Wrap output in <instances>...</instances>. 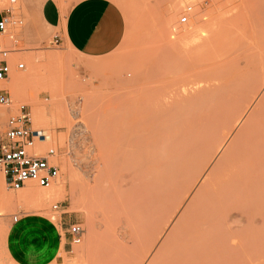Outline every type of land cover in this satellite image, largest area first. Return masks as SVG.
<instances>
[{
    "label": "bare ground",
    "instance_id": "1",
    "mask_svg": "<svg viewBox=\"0 0 264 264\" xmlns=\"http://www.w3.org/2000/svg\"><path fill=\"white\" fill-rule=\"evenodd\" d=\"M224 10L214 15L211 10L210 20L206 13L197 15L198 21L207 22L195 26L196 22L180 33L183 42L178 38L182 46L186 42L187 55L191 52L199 59H191L195 66L200 63L199 71L197 66L191 74L204 78L206 86L150 87L146 93L145 87H137L139 100L142 93L146 97V117L136 122L133 138L118 145L115 160L104 165L100 183L90 190L102 226L126 210L147 214L144 203L152 198V208H147L148 243L137 264L152 255L149 264H264V24L243 10ZM55 55L48 53L50 60H56ZM25 58L43 60L37 54ZM170 67L168 71L177 70L175 65L173 70ZM18 72L8 82L17 97L25 88L18 86L25 84V75L22 79ZM34 93V125L42 129L45 141L54 142L52 119L59 113L58 105H52L49 118L42 102L38 103L39 93ZM142 106L137 102L132 109L137 119ZM108 140L106 137L105 143ZM64 167L72 180L76 172L69 163ZM65 179L60 177L52 188L45 189L29 180L14 193L3 187L0 174V202L6 207L22 201L44 211L62 197ZM44 215L55 218L49 211ZM105 225L110 238L101 250L109 264L122 251L115 239H121L124 227ZM3 230L0 228V242L6 235ZM3 251L0 243L1 261L6 258ZM66 262L63 259L60 264Z\"/></svg>",
    "mask_w": 264,
    "mask_h": 264
},
{
    "label": "rangeland",
    "instance_id": "2",
    "mask_svg": "<svg viewBox=\"0 0 264 264\" xmlns=\"http://www.w3.org/2000/svg\"><path fill=\"white\" fill-rule=\"evenodd\" d=\"M57 1L60 3L62 12H64L65 4L63 0ZM114 1L120 5L125 14L127 23L126 33L122 43L115 51L107 56L99 58H84L67 43L61 40L55 42L53 35L42 41H33L28 33L29 18L23 12L22 3L18 5L25 16V25L22 31V48L25 50L22 53V60H24V62L27 60V63L25 62L26 71L22 70V73H20L22 74V79L25 75V84H23V81H20L23 85L18 84V86L20 85L22 88H26L29 81L31 84H29V88H24L26 93L25 91L21 93L22 90H24L21 89L18 97L22 101L16 96L18 93L10 88V91L12 90L11 93L13 92L12 98L14 101L12 109H14L16 105L24 102L29 104L32 109L33 103L35 102L33 96L36 90L37 93H39L37 95L38 103L42 102L40 104L45 107L44 109H46L49 118L52 117L50 111L52 105H54V103L58 105V116L56 115L52 119V126L56 133V138L54 142L45 141L44 144H57L58 147H66L67 154H58V160L61 162V171L60 176L57 178V180L60 177L66 178V186L64 193L61 195L62 197L51 202L50 207L47 208L48 210L45 209L41 212L33 209L34 207L31 204L22 201H16L6 207L0 202V228L1 230L5 229L9 233L8 230L12 223L13 216L22 213L37 214L39 212L38 214L44 215L49 211L54 215L55 221H57L62 211H53L52 205L56 202L63 201V209L67 212L65 215L71 219L72 222L79 223L84 229L82 241L78 244L74 243L70 251H62L61 258L62 260L65 259L67 264H106L101 249L103 244L110 238V235L105 230V224L102 226V221L100 219L101 215L96 212V199H93L90 190L100 183L99 180L101 179L100 176L102 177L104 165L115 160L114 158L118 145L122 142L125 143L130 141L135 135L134 127L136 122L146 117V97L145 94L142 93V97L139 100L137 87H145L144 91L146 93V91H149L148 89H150V87L206 86L204 78L202 79L201 77L192 75L197 68V71H199L200 61L191 52L187 55L189 50H186L188 47H186L185 41L182 46L183 39L181 40L179 36L180 33L190 29L196 22L198 24L195 26H198L200 22L198 19L201 14L206 13L207 16H210V13L213 15L215 13L217 14L219 11L221 13L225 8L224 12L243 10L252 17L256 16L255 20L259 18L264 24V0H250V3L248 0V4H244V0H225V2L219 0V2L222 1L221 3H219L218 0ZM228 1L231 2L228 3ZM189 3L195 4L194 13H191L188 24L182 25L179 23L178 17L184 10L185 5ZM218 4L219 6L224 5L222 6L223 8L221 6L219 7ZM8 5L9 0H3V2L0 0V7L2 9ZM218 8L220 9L219 11ZM246 8L248 10H246ZM261 8L263 10H261ZM214 10L215 12H213ZM197 15L199 16L197 17ZM213 15L210 17L208 16V20H210ZM204 21L207 22V20H203L200 24L205 23ZM190 22L193 24L191 25ZM168 29L176 34H173ZM177 32H179V34ZM169 34L172 35L170 36V40H168ZM178 38L182 42L178 40ZM171 42H173V44H179L178 46L176 44L172 45ZM180 42L181 46H179ZM169 45L172 52H170ZM190 45L193 46V44ZM48 53L56 54V60H50ZM164 53H167L165 54L166 56L163 55ZM29 54H37L38 58L40 59V57H42L43 60L28 61V58L24 59L25 55ZM43 54L46 56L43 57ZM196 58L199 62L195 66L194 64L197 62ZM175 59L178 62H173ZM191 59L196 62L193 63ZM157 61L160 63H157ZM169 61H172L171 64H169ZM173 64L178 71L174 69ZM167 66L173 67L174 71H168ZM191 67L195 70L193 71L191 69L192 71H189ZM173 69L171 68V70ZM16 72L17 71H15V74ZM14 77L15 75L13 73L9 83ZM31 87L38 88H35V91H33V89V93H30ZM43 87H47L48 89H44ZM49 87H51V89ZM22 94H25V96L22 97ZM51 96H53V99ZM137 102L143 104L138 119L135 118L132 113V109L137 105ZM2 110L7 112L6 107H0L1 113L3 112ZM106 137H109L110 140H108L107 143H105ZM69 139H71V147L67 148V141ZM64 163H69L76 172V176L72 178V180L67 175ZM0 174L3 175L1 170ZM34 182L38 187L45 189V187L38 185L36 181ZM55 183L51 185V188ZM3 187H5L7 191H12L14 193L20 191L19 188H8L5 179ZM151 201L152 198H147L144 203L148 209L152 208L150 207V205H153ZM147 208L144 209V213L147 214H143V211L138 213L136 211L126 210L122 214H118V217L114 215L108 218L107 226H110V228H114L120 224L124 227V233H122L121 239H115L118 241L117 243L122 251L120 250L121 252L117 254L109 264H137L139 262V256L143 253L144 247H147L146 243H148L147 239L149 238V218L147 216L149 214ZM5 230H3V232L6 235L2 236L3 240L0 243L6 258L5 260H0V264H18L10 256L7 249V239L5 238L8 234ZM92 238L94 239L92 240ZM139 248L142 249L140 250ZM137 249H139V251ZM152 256L150 258H152ZM150 258L143 259L146 260L143 261V264H149L151 261ZM54 264L60 263L55 262Z\"/></svg>",
    "mask_w": 264,
    "mask_h": 264
},
{
    "label": "crops",
    "instance_id": "3",
    "mask_svg": "<svg viewBox=\"0 0 264 264\" xmlns=\"http://www.w3.org/2000/svg\"><path fill=\"white\" fill-rule=\"evenodd\" d=\"M22 0L29 18L33 41L59 34L84 58L104 57L115 51L126 33V17L114 0ZM3 10L0 7V18ZM66 214V213H65ZM61 214L57 221L47 215L20 214L9 226L6 245L18 264L62 263V251L73 247L69 233L71 219Z\"/></svg>",
    "mask_w": 264,
    "mask_h": 264
},
{
    "label": "built area",
    "instance_id": "4",
    "mask_svg": "<svg viewBox=\"0 0 264 264\" xmlns=\"http://www.w3.org/2000/svg\"><path fill=\"white\" fill-rule=\"evenodd\" d=\"M21 2L9 0L0 18V107L7 109V112H0V170L11 189L23 187L29 180L43 187L51 186L60 176L58 154H67L66 147L44 144L45 135L42 129L35 127L29 104L20 103L12 109L14 101L8 82L15 71L26 68L22 60L25 16L18 7ZM194 7L193 4L185 6L178 17L180 24L189 22ZM54 40H60L59 34L54 36ZM69 147L71 139L67 141ZM63 208V201L52 205L53 211L67 213ZM18 218L19 214L13 216L14 221ZM68 231L73 244L82 241L84 229L79 223L71 222Z\"/></svg>",
    "mask_w": 264,
    "mask_h": 264
}]
</instances>
